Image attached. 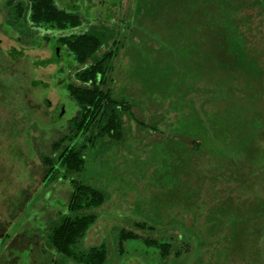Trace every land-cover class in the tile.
I'll return each mask as SVG.
<instances>
[{"label": "rangeland", "instance_id": "374dc122", "mask_svg": "<svg viewBox=\"0 0 264 264\" xmlns=\"http://www.w3.org/2000/svg\"><path fill=\"white\" fill-rule=\"evenodd\" d=\"M136 8L133 0L129 34L120 31L126 48L117 59L113 84L114 97L126 98L135 115L124 116L125 122H132L125 124L121 140L105 137L85 149V169L77 180L106 197L105 205L94 211L99 218L86 237L99 226V239L116 240L115 248L108 249L107 264H126V258L137 259L134 264H264V239H229L223 226L236 221L231 215L217 219L223 226L217 225L214 234L216 219L209 217L215 202L210 198L214 174L204 173L219 170L217 163L224 165L228 177L218 174L216 179L225 186L264 168V13L249 8L251 18L239 22L223 62L209 52L199 62L203 55L196 54L199 63L181 76L178 90V32L166 33L149 21L141 27ZM64 56L65 63L52 67V86L73 68V56ZM19 84L18 77L0 79V226L9 238H30L25 221L34 214L46 215L45 200L54 203L60 193L49 194L48 182L34 179L33 163L41 152L46 154L37 150L46 139L43 132L48 134L46 125L39 124L41 118L26 131L29 137L23 135L24 152L18 137H12L18 133L10 126L14 120L9 115L14 113L8 103ZM58 94L67 111L76 113L77 104L67 93L57 88L47 96L52 100ZM178 98L186 101L181 114ZM75 143L82 145L80 139ZM205 153L212 159L202 158ZM55 167L63 182L64 172ZM38 207L42 210L36 212ZM193 211L204 215L199 218ZM123 231L138 238L126 241L120 250ZM161 245L172 254L164 261Z\"/></svg>", "mask_w": 264, "mask_h": 264}, {"label": "flooded vegetation", "instance_id": "af4514ba", "mask_svg": "<svg viewBox=\"0 0 264 264\" xmlns=\"http://www.w3.org/2000/svg\"><path fill=\"white\" fill-rule=\"evenodd\" d=\"M261 4L252 9L257 7L258 13H264V6ZM132 5L133 0H0V79L18 77L20 80L14 98L8 103L14 113L9 115L13 116L14 120L10 122V126L18 133L17 136L12 137H18L17 144L24 152L25 148L20 144L23 135L29 137L26 131L29 127L32 129L31 124L41 118L43 123L39 124L46 125L45 128L48 129L45 130H48V134L43 132L42 135L46 139L37 150L45 151L46 154L41 152L40 159L33 163L34 179L41 183L48 182L49 194L56 191L60 193L54 203L51 199L45 200L46 215L39 218L34 214L25 221L26 233L32 231L30 238L26 236L9 238L6 229L1 233L3 227L0 226V264H99L102 256H97L101 253H93L95 249L100 252L104 249L103 264L108 263L110 254L108 249L115 248L116 240L111 237L99 239L101 233L99 226L94 227L86 237L99 218L94 211L105 205L106 197L95 187L77 180L84 170L78 174H68L60 160L64 150L81 146L75 143L76 139H80L87 148L91 147L82 135V131L78 130V125H86L85 120L83 121V113L77 103L76 113L74 111L69 113L62 103L61 95L58 94L55 99L52 97V100L47 95L58 88L60 92L67 93L74 99L70 87H90L91 83L85 84L78 80L76 75L90 66L91 61L86 64L79 63L71 45L75 43L74 40L86 39L88 35H105L107 38L112 35V39H108L110 45L115 40L126 41V37L119 38V36L124 33L128 35L131 30ZM71 20L75 22L73 25ZM103 49L97 52V55H101L109 48L104 46ZM66 52L73 56V68H68L63 74L64 78L56 79V86H52L51 80L56 78L52 67L65 63ZM40 68L44 69V73H40ZM45 93L48 94L44 96ZM25 114L28 117L26 120ZM8 119L9 117L6 118L7 121ZM32 131L35 134V130ZM55 166H60L64 172L63 182H59ZM68 181L72 184L66 185ZM77 185L100 191L104 202L98 206L83 204L80 210L72 211V196ZM40 207L36 208V212L42 210ZM72 212L74 216L70 214ZM76 217L92 219L94 217V219L84 236L73 246L71 253L63 254L51 244L52 229L64 219ZM120 235L118 239L120 250H123L126 241L135 240L132 236L134 233L123 231ZM159 248L162 261L172 255L168 253L165 245ZM173 258L174 261L178 259L176 255ZM134 263H138V260L126 258V264Z\"/></svg>", "mask_w": 264, "mask_h": 264}, {"label": "trees", "instance_id": "16d2710c", "mask_svg": "<svg viewBox=\"0 0 264 264\" xmlns=\"http://www.w3.org/2000/svg\"><path fill=\"white\" fill-rule=\"evenodd\" d=\"M136 3V18L141 27L149 21L152 25L159 26L162 31L166 30V33L173 29L178 32L179 90L180 80L184 78L181 76L185 73L189 74L195 64L204 59L208 52L209 56L215 54L222 62L224 61L226 45L235 30L239 28V22L249 20L251 16L246 12L249 8L260 5L262 0H136ZM74 23V20H71V25ZM87 37L74 40L75 43L71 45V49L79 63L86 64L91 61L90 66L76 75L78 80L91 84L89 88L72 86L70 92L80 107L83 121L85 120L86 123V125H78V130L82 131L86 142L92 147L98 140L105 137L121 140L125 124L131 125L132 122L130 119L125 122L124 116L127 114L133 116L134 113L133 107L126 98H115L113 95L116 62L125 51L126 41L115 40L110 45L108 39H112V35L110 38L105 35H88ZM104 46H108L109 49L97 55V52L104 50ZM196 54L203 55L198 59L199 62H195ZM185 102L178 98V114H181L180 110L183 109H180V106L185 105ZM193 144L197 150H200L201 145L197 142ZM86 148L87 146L83 143L80 147L64 150L60 160L65 172L78 174L84 170L83 152ZM212 156L216 160V154L213 153ZM206 157L212 159L209 153H205L202 158ZM205 161L209 160L205 159L204 163ZM217 164L220 167L219 170L212 168L204 172L214 174L213 195L210 198L212 200L214 198L215 202L213 212L208 213L209 217L212 215L213 219H216L213 226L214 234L217 225L223 226L217 219L231 215L236 221L223 226L229 239H264V168L254 172L251 175L252 178L236 180V183L221 186L216 177L218 174L228 177L227 170L225 171L224 165ZM103 202L104 197L100 191L77 185L72 196L71 209L78 211L83 204L98 206ZM193 213L198 217L204 215L201 211H193ZM93 219L91 217L64 219L52 229V246L68 255L89 229ZM136 227L140 228L141 225L137 224ZM187 231H191V228H187ZM132 236L135 239L138 238L137 234ZM93 253H101L97 256H102L99 264H103L104 249L101 252L95 249Z\"/></svg>", "mask_w": 264, "mask_h": 264}]
</instances>
